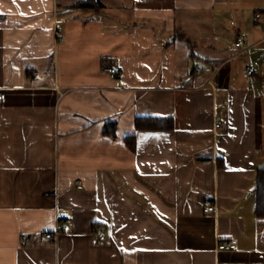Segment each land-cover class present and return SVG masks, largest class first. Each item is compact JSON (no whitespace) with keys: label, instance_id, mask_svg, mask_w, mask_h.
Here are the masks:
<instances>
[{"label":"crops","instance_id":"crops-1","mask_svg":"<svg viewBox=\"0 0 264 264\" xmlns=\"http://www.w3.org/2000/svg\"><path fill=\"white\" fill-rule=\"evenodd\" d=\"M79 1L0 0V264H264V0Z\"/></svg>","mask_w":264,"mask_h":264},{"label":"trees","instance_id":"trees-1","mask_svg":"<svg viewBox=\"0 0 264 264\" xmlns=\"http://www.w3.org/2000/svg\"><path fill=\"white\" fill-rule=\"evenodd\" d=\"M94 3H97L98 5L100 2L99 0H81L78 2L79 5L84 6L93 5ZM179 37H181L191 49L190 56L194 59V66L192 68V72L195 73L198 71L196 64L197 57L195 56L193 50L195 44L189 37L185 35H180ZM135 122L136 127L139 130H170L174 127V121L170 117H137ZM116 131L117 124L115 122H109L106 124V127L104 129L105 134L116 135ZM125 141L133 151L136 150V137H126ZM255 198L256 214L258 217L264 218V168H260L257 170ZM94 226H97V224H95Z\"/></svg>","mask_w":264,"mask_h":264},{"label":"built area","instance_id":"built-area-1","mask_svg":"<svg viewBox=\"0 0 264 264\" xmlns=\"http://www.w3.org/2000/svg\"><path fill=\"white\" fill-rule=\"evenodd\" d=\"M56 39L58 42H63L65 40V36L62 35L60 32H57L56 33ZM245 40H246V36L244 34H242V33L238 34L237 40L235 43L236 47L239 49H243V46L245 45ZM197 69H198V71L201 70L199 67H197ZM104 71L109 72L111 74H119V71L113 67H105ZM255 73H256V69L254 67H248L247 68L246 75H253ZM5 97H6V94L4 92L0 91V101L4 100ZM228 125H229V120L227 118L217 116V118L215 119V123H214L215 129H220V128L226 127ZM76 183L78 184L79 182L77 181ZM215 207H216L215 204H213L212 202H207L203 209H204L205 213H210V212L215 211V209H216ZM95 233H96L95 239L98 240L99 236H98V229L97 228L95 229ZM55 235H57V233L56 234L48 233L46 235V237L48 239H53V238H55ZM217 249L219 251L235 250L236 245L232 242L221 241L218 243Z\"/></svg>","mask_w":264,"mask_h":264},{"label":"rangeland","instance_id":"rangeland-1","mask_svg":"<svg viewBox=\"0 0 264 264\" xmlns=\"http://www.w3.org/2000/svg\"><path fill=\"white\" fill-rule=\"evenodd\" d=\"M225 39L227 40L228 39V37H229V35H227V34H225ZM246 56H248V55H246Z\"/></svg>","mask_w":264,"mask_h":264}]
</instances>
